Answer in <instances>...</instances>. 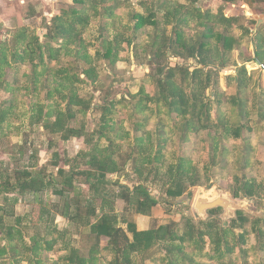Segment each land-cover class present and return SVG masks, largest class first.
I'll return each mask as SVG.
<instances>
[{"label": "trees", "instance_id": "trees-1", "mask_svg": "<svg viewBox=\"0 0 264 264\" xmlns=\"http://www.w3.org/2000/svg\"><path fill=\"white\" fill-rule=\"evenodd\" d=\"M127 1L71 0L50 18L45 41L39 35L31 34L27 26L15 31L11 39L8 35L0 37L1 129L10 121L16 108L14 100H9L6 105L1 97V93L16 94L12 82L6 79L7 69L28 64L31 71L24 73L27 84L22 89L31 96V123L58 134L63 140L87 135L85 124L76 121L87 115L93 98L82 96L80 85L98 82L100 71L96 58L115 68L122 60L124 43L137 45L138 33L147 25L154 27V35L145 49L148 48L152 55L149 74L159 93L153 96L142 86L130 97L128 94L113 99L108 97L96 105L102 108L103 122L98 140L89 139L88 148L81 149L76 156V159L84 160L88 170L70 167L71 171L66 172L59 168L55 184L27 167L16 170L13 181L9 174H0V210L3 212L0 217V264H138L139 260L144 264L148 259L154 264H202L203 258L210 264H236L237 260L240 264H251V251L264 264V221L245 211L239 210L238 217L229 225L213 217L221 211V208H215L210 211L212 218L208 221L196 222L189 217L184 228L172 221L160 227L139 229L135 222L121 217L115 208V200L107 198V193L102 194L104 202L99 207L92 197L82 200L83 192L76 185L78 176L91 182L90 186L98 193L99 187L109 184L107 175L122 169L119 156L124 148V138L130 133L120 135L119 129H115V116L121 108H130V119L148 112L158 118L152 134L134 136L129 158L134 157V168L139 177L162 183V193L167 197L186 202L193 196V187L209 182L215 168H225L234 157L227 145L229 140L240 142L233 164L242 173L234 176L231 194L235 198H246L264 193V180L258 181L248 175L253 163L250 133L254 128L249 119V108L240 96L251 79L245 63L254 56L264 62V23L252 33L249 24L254 20L244 14H231L221 4V1L232 0H213L207 10L199 8L198 0H190L188 4L172 0L162 3L163 7L159 8L166 9L163 20L156 18L154 6L147 5L145 12L133 10L130 15L133 24L125 26L120 23L122 19L117 18L119 9ZM95 21L98 24L93 30ZM169 26L171 33H168ZM239 29L241 33L236 35L235 31ZM93 32L95 37L91 40L88 36ZM246 44L253 45L254 56L241 66L236 64V76H230V79L236 80L237 93L224 100V92L219 88L220 73L229 64V53ZM179 59L184 60L180 62ZM225 104L228 105L224 107ZM260 114L264 115L263 108ZM149 118L139 124L142 126L138 130L145 127ZM201 132H207L208 136L205 161H197L191 152L183 151L184 145L195 142ZM174 134L179 136V148L168 150ZM103 138L108 144L101 143ZM54 157L57 165L58 155ZM50 187L61 198L76 201L69 213L70 220L81 232L82 228L89 227L88 238L92 241L89 245H74L71 230L57 228L51 223L31 234L25 227L31 223V214H15L19 195L33 196L43 204L40 195ZM141 190L129 193H146ZM121 191L123 194L129 190L122 186ZM143 197L144 200H137L142 205L156 203L148 193ZM42 207V216L46 215L49 220L51 209L45 204ZM5 215L12 216V220ZM251 235H254L255 243L247 247ZM59 241H63L61 247H57ZM152 251L163 254L156 256L151 254Z\"/></svg>", "mask_w": 264, "mask_h": 264}, {"label": "rangeland", "instance_id": "rangeland-1", "mask_svg": "<svg viewBox=\"0 0 264 264\" xmlns=\"http://www.w3.org/2000/svg\"><path fill=\"white\" fill-rule=\"evenodd\" d=\"M169 1L172 0H128L124 3V6L119 9L118 14L120 16L118 15L119 18L117 19H122L120 23L123 25L125 24V26L132 25L133 23L130 18L131 12H133V10L145 12L147 5H149L154 6V10L157 13L156 18L158 20H163V13L166 9L163 8L164 10H160L159 8L163 7L161 6L162 3ZM176 1L188 4L190 0ZM17 2L19 1L11 3V6L8 5V8H10L13 13V15H11L12 18L7 19L8 21L6 23L0 20V37H6L8 35V38L11 39L15 31L23 26H27L31 34L39 35L40 39L45 41L44 34L47 31V25L50 24V18L61 8H65L71 0L51 1V6H47L46 9H43L42 1L37 0L36 3L39 4L38 11L32 15L31 13L30 15L28 14V16H26L28 20L26 21H22L16 17L18 16L17 14L20 13L19 11H21L17 6ZM212 2L213 0H202L198 5L202 10H207L210 8ZM232 3L236 6H231ZM246 3L251 8L249 9L250 14L258 13V11L262 10L259 5L254 4V0H232L227 2V4L225 3V5L240 13L243 9L246 10ZM97 24V21L92 23L93 30L97 28ZM250 24L252 23L250 22ZM160 27H163V23L160 24ZM153 28L152 25H147L138 33L139 37L135 41L137 45L134 43L131 45L124 43V49L121 53L122 60L118 61L115 68H112L103 59L96 58L95 62L100 71L98 82L94 84L83 83L80 85V94L86 98H93L92 107L87 115L84 118L79 117L76 121V123L81 124L82 122L85 124L87 135L81 138L74 137L69 140H63L58 134L49 133L45 131L41 125L31 123V105L29 102L31 96L27 91L22 89V87L27 84V78L23 75L25 72H30L31 67L28 64H24L20 65L17 69L8 68L6 79L12 82L16 94L9 95L1 93V97L5 100L4 102H6V105H8L9 100H14L16 108L14 109L15 112L10 121L5 123L2 129L0 128V174H9L13 181L15 171L27 167L35 174H40L45 180L53 181L55 184L58 178L59 168H64L66 172L71 171L70 167L75 170H88L89 166L84 163V160L76 159V156L77 152L81 149L88 148L87 142L89 139H93L94 142L98 140L99 131L103 122L101 120L102 108L96 105L102 104L108 97L109 99H113L121 97L123 94H128L130 97V94H136L142 86H144L146 93L153 96L159 94L156 83L149 74L151 71L150 61L152 60V55L148 48L145 49L146 44L151 41L150 37L154 35ZM171 28V26L168 27V33L172 32ZM196 29L200 32L202 31L201 28L196 27ZM8 31H10V34H8ZM239 33H241L240 29L235 31L236 35ZM94 37V32L88 36L91 40ZM95 51V48L92 49L93 54ZM253 54V45L248 46V44L229 53V64L226 69H222L219 77V88L224 92V100H226L227 97L230 99L237 93V82L234 79H230V76H236L234 71L236 64L237 66H241V64L245 63L244 61L252 57ZM64 60L63 58V61ZM183 60L184 59H179L178 61L183 62ZM249 76L251 79L248 85L240 92V96L244 99V104L249 108V119L251 121V126L254 128L250 133L254 148L253 163L248 175L256 177L258 181H263L264 115H261L260 111L261 108L264 109V73L259 70H254L251 71V75ZM207 94L209 95V91ZM227 105L228 104H225L224 107ZM130 115V108H121L117 110L115 116V129H119V134L130 133L127 138H124V148L123 151L121 150V155L119 156L122 169L117 173L108 174L107 182L109 184L99 187L98 193H96L97 190H95L93 186H90L91 182L88 183L85 181L84 177L78 176L76 185L77 189L80 190L81 193L83 192L81 196L82 200L86 201V198L92 197L99 207L104 202L102 194L107 193V198L115 200V208L118 213L121 214V217L136 222L140 229L160 227L172 221L178 223L179 228H184L185 222L189 217L194 218L196 222L200 220L208 221L211 219L212 213L207 220H203L196 215L193 210L195 197L199 190L208 186L223 189L224 192H229L231 194V187L234 185V176L242 174L233 164L237 152L236 147L240 142L233 140L227 141L228 148L232 150V156H234L230 163L226 165L225 168H222V166L215 168L213 173L211 172L210 181L204 183L202 186L193 187L191 189L193 196L186 202H181L179 199L169 198L162 193V183L160 181L146 180L137 175L134 168V157L129 158L132 153L133 138L142 133H145V136L148 132L152 134L157 128L158 118L156 116L152 117L149 112L136 114L132 119H130ZM147 117L150 118L145 127L141 131L138 130V128L142 126L139 124H141L143 120L146 121ZM207 137V132H201L195 142L184 145L183 151L187 153L191 152L194 159L197 161L207 160V147L205 141ZM154 139L156 140V138ZM101 143L108 144V141L103 138L101 139ZM179 145V136L178 134H174L167 149L177 150ZM154 148L155 146L152 149ZM55 154L58 155L57 165L55 164ZM32 164H34L35 167H33ZM122 186L127 187L129 190L123 192V194L126 195L122 194ZM141 188V193L145 191L156 203L152 204V202H147L142 205L137 200H144L143 196H145L146 193H143V195L129 193L131 191L140 190ZM53 189V187H50L41 193L40 196H42L44 200L43 204L39 202V200L36 201L33 196L26 197L19 195V201L15 205V214L18 216H23L27 213L31 214V223L25 225L26 230L31 234L37 230H43L48 223H51L57 228H67L71 230L73 233L71 237L74 245H79L81 247L85 244L89 245L90 242H92L91 239L88 238V234L90 233L89 227L82 228L83 232H81V229L77 227L76 223L70 220L69 213L77 204L76 201L61 198L58 194L54 193ZM254 198L255 202L250 205L251 208L254 210L264 209V193L262 196H254ZM235 199L241 200L244 198ZM44 204L50 208L52 212V217H49V220L46 215L42 216V205ZM54 204H56V206H54ZM221 211L213 217L218 218L224 224L218 217ZM2 214L3 212L0 210V217H2ZM5 217H7L8 220H12V216L5 215ZM232 220L233 219L229 220L225 225H229ZM121 224L124 227L127 226L126 223ZM62 242L63 241H59L57 247H61L63 244ZM254 243V235H251L247 247L252 246ZM237 251H239V249ZM84 252L87 253V250H84ZM151 254L157 256L158 254H163V252L158 253V251H152ZM250 254L249 261L251 264H263L261 260L256 257L254 251H251ZM141 262L142 261L139 260L138 264H142ZM143 263L154 264L150 259ZM202 264L210 263L206 261V258H203ZM236 264H240V260H237Z\"/></svg>", "mask_w": 264, "mask_h": 264}, {"label": "water", "instance_id": "water-1", "mask_svg": "<svg viewBox=\"0 0 264 264\" xmlns=\"http://www.w3.org/2000/svg\"><path fill=\"white\" fill-rule=\"evenodd\" d=\"M253 202H255L254 197L237 200L229 192H224L223 189L208 186L198 191L194 200L193 210L200 218L207 220L211 216L210 211L212 209L221 208L222 211L218 217L224 224H227L231 219H236L239 210L264 220V209L254 210L250 206Z\"/></svg>", "mask_w": 264, "mask_h": 264}, {"label": "crops", "instance_id": "crops-1", "mask_svg": "<svg viewBox=\"0 0 264 264\" xmlns=\"http://www.w3.org/2000/svg\"><path fill=\"white\" fill-rule=\"evenodd\" d=\"M16 1H19V2H17V6L21 10V11H19L20 13H18L17 14L18 16H16V17H18L22 21L28 20L26 18V16H28V14L30 15V13H31V15H32V14L36 13V11H38L37 9H38L39 4L36 3L37 0H0V20L1 21H3V22L6 23L8 21L7 19H11L12 18L11 15H13V13L10 10V8H8L9 7L8 5L11 6V3H14ZM40 1H42V4H43L42 7H43V9H46L47 6H51V1H57V0H40ZM201 1L202 0H198V3L201 2ZM216 1H218V0H216ZM221 2L224 3L225 9L229 13H231V14H244L248 19L254 20L255 21L254 23L249 24L250 31L252 33L255 31V29L257 28V26H259L260 24H263L264 23V1L259 2L257 0H254V4L259 5V7L262 8V10L261 11H258V13H251V14H250V11H249V9H251V8H250V6L247 3H246V5H247L246 10L243 9V11H241L239 13V12L234 11L230 7H227L225 5V3L227 4V2H224V1H221ZM198 3H197V5H198ZM228 4H230V3H228ZM232 5L233 6H236L234 3H232L231 6ZM253 56H254V54H253ZM142 229H147V228H142Z\"/></svg>", "mask_w": 264, "mask_h": 264}, {"label": "built area", "instance_id": "built-area-1", "mask_svg": "<svg viewBox=\"0 0 264 264\" xmlns=\"http://www.w3.org/2000/svg\"><path fill=\"white\" fill-rule=\"evenodd\" d=\"M245 66L249 72L259 70L264 73V62H261L255 56L252 57L249 62L245 63Z\"/></svg>", "mask_w": 264, "mask_h": 264}]
</instances>
